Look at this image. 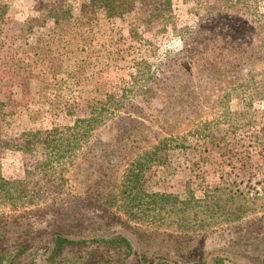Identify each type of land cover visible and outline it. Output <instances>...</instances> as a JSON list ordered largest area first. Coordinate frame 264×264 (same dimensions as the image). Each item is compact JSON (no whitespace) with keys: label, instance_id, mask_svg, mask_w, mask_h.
<instances>
[{"label":"trees","instance_id":"obj_1","mask_svg":"<svg viewBox=\"0 0 264 264\" xmlns=\"http://www.w3.org/2000/svg\"><path fill=\"white\" fill-rule=\"evenodd\" d=\"M26 1L30 4V19L21 33H15L7 22L17 0H0V116L14 102L12 87L19 86L23 96L35 76L27 60L32 59L29 50L39 48L42 41L36 40L33 45L27 38L47 22L52 24L50 31L56 33L63 22L74 17V5L78 6L76 24L80 27L89 28L99 11L109 20L130 16L128 38L144 51H158L159 44L156 38H143L144 33L163 34L173 23L171 0ZM183 2L196 21L192 26L179 28L181 50L173 54L171 49L164 48L159 56L153 53L152 60L136 62L137 77L121 94H114L101 83L77 115L78 105L61 103L53 93L50 109L55 115L63 111L68 121L25 130L10 139L1 138L0 126V146L21 152L43 150L42 158L27 167L21 178L8 179L0 172V264H35L40 257L48 264H126L131 258L132 264H178L169 254L142 250L143 239L134 231L137 228L129 227L128 220L143 217L148 238H157L154 227L158 215L169 213L164 209L171 202L186 210L189 206V220L193 223L199 217L198 208L202 207L199 211L209 219L228 218L247 213L245 198L252 201L263 194L256 185L264 183V179L252 184L249 178L229 170L217 175L220 184L204 188L200 197L192 193L188 200H179L166 192H152L145 186L151 168L167 166L176 150V154L188 153V161L193 160V165L200 167L194 173L201 172L212 156L207 144L215 146L226 138L210 130L207 120L194 124L184 136L174 132L181 120L190 118L188 112L193 105L198 108L206 101L207 96L199 88L210 81L224 85L226 91L217 96L216 103L227 117L223 107L230 92L236 89L233 82L243 84L255 74L264 80V0ZM19 42H23L24 52L15 50ZM50 61L42 63L48 73ZM153 101L159 104L152 105ZM181 113L183 116L177 121L175 117ZM241 115L240 112L236 117ZM143 119L152 125L158 123L155 128L150 126L144 137L138 132ZM128 123L136 131L132 140ZM233 124L227 122L228 127H234ZM102 128L109 129V142L96 137ZM259 132V136L253 133L255 151L264 155V124ZM141 141L145 146L138 150L133 143ZM228 143H224L225 147ZM219 149L212 150L219 156L212 162L217 170L222 168L225 158H243L242 151ZM85 153L91 161L85 167V185L78 197L72 195L69 173L76 159ZM259 169L264 167L258 168V174L264 175ZM239 199L242 201L237 202ZM220 201L223 206H231L221 207ZM193 227L183 225L175 232L163 230V234L171 240L187 237L190 231L196 236ZM220 263V258L212 260V264Z\"/></svg>","mask_w":264,"mask_h":264},{"label":"rangeland","instance_id":"obj_2","mask_svg":"<svg viewBox=\"0 0 264 264\" xmlns=\"http://www.w3.org/2000/svg\"><path fill=\"white\" fill-rule=\"evenodd\" d=\"M171 3L173 23L167 31L163 34L154 33V31L143 34V38L152 40L156 38L159 42L158 51L153 52L144 51L142 46L128 38L130 16L122 20H109L104 17L102 11H99L97 19L89 28L80 27L76 24L77 5H74V17L63 22L61 29L56 33L50 31L52 29L50 22L34 30L26 41L33 45L36 40L42 41L39 48L29 50L32 59H28L27 62L32 69L34 68L35 76L29 81V88L23 96L19 86L12 87L14 102L6 107L4 115L0 116L1 138L10 139L25 130L47 128L54 123L68 121L63 111L55 115V111L50 109L49 101L53 93L58 95L61 103L67 101L78 105L77 115L81 113L85 101L94 96V88L101 83L114 94H121L124 87L129 86L137 77L136 62L141 59L152 60L153 53L154 56H159L164 48L168 49L170 45L178 46L176 41L179 28L186 25L192 26L195 23V15L190 13V7L184 4L183 0H171ZM11 12L7 27L12 32L21 33L30 19V4L26 0H17ZM24 48L23 42L15 45L16 51L24 52ZM49 59L51 61L47 65L51 66V74L44 71L45 68L42 66V63ZM42 82L45 83L43 87ZM232 86L236 89L230 92L228 102L223 107L227 110V117L221 114L222 107L216 103L217 96L224 93L226 89L223 88L224 85L220 87L210 81L199 88V91L207 96L206 101L198 108L193 105L188 112L190 118L181 120L174 131L184 136L194 124L207 120L210 122V130L217 131L215 134L220 137H226L215 146L207 144L206 149L212 152V156L203 165L205 167H202L201 172L194 173V170L197 172V168L200 167L193 165V160L188 161L191 159L188 153L176 154L178 152L176 150L175 157L167 166L151 168L149 180L147 184L145 183L148 190L166 192L173 197H178L179 200H188L192 193L200 197L204 188L218 184L217 175L222 170L243 175V178H249L252 184L264 179V175L258 174L259 166L264 167V155L255 151L256 138L253 137V133L257 136L261 134L259 129L261 124H264V80L255 74L254 78L243 81V84L234 81ZM155 104L159 103L153 101L152 105ZM240 112L242 115L236 117ZM181 116H183L182 113L175 117L177 121ZM144 118L149 117L145 115ZM227 122L234 123V127H228ZM152 124L147 119H143L138 126V132L143 137L146 136L150 126L155 128L158 123ZM211 125L215 127L212 128ZM131 127L132 123H128L129 137L132 140L136 137V131L135 127ZM109 135L110 131L107 128H102L96 133V137H99L102 142H109ZM226 142H229L228 147L224 145ZM133 146H138V150H141L145 144L141 141L139 144L133 143ZM226 148L237 152L242 151L243 158L237 160L225 158L224 162H221L222 168L217 170L212 162L219 156L212 150L219 149L225 152ZM84 152L85 148L82 150V153ZM115 155L116 152L113 153V156ZM42 156L43 150L40 148L31 152H21L0 146V172L8 179L21 178L24 170L40 160ZM90 161L86 153L80 155L70 170L71 190L74 196L79 197L82 194L85 185L84 170ZM259 171H263L264 174V169ZM244 183L246 184V180ZM256 186L263 190V194L252 201L245 198L249 207L245 214L209 219L207 214L204 215L199 211L201 207L198 208L197 220L190 223L189 219L192 216L189 206L187 211L180 204L171 202L164 209L169 213L160 212L158 215L156 228L154 227L157 229V238L152 235L151 239L148 238L144 229L148 226L143 217L128 220L127 224L131 229L137 228L132 230L137 232L138 237H142V250L149 253L169 254L170 259L175 258L178 264H212L214 258H220V264H264V183ZM241 201L239 199L237 202ZM222 204L223 201H220L221 207L231 206L229 203H225L224 206ZM183 225H193L192 230H197L198 235L194 236L190 231L186 234L187 237L171 240L163 234V230L175 232L174 230H180V226ZM131 261L132 258L126 264H132ZM35 264L48 263L40 257Z\"/></svg>","mask_w":264,"mask_h":264},{"label":"clouds","instance_id":"obj_3","mask_svg":"<svg viewBox=\"0 0 264 264\" xmlns=\"http://www.w3.org/2000/svg\"><path fill=\"white\" fill-rule=\"evenodd\" d=\"M176 45H178V46H176V47H173V46H171V45L169 46V48L171 49V51H172L173 54L179 52V51L181 50V48H182V43H181V41L177 40V41H176Z\"/></svg>","mask_w":264,"mask_h":264}]
</instances>
